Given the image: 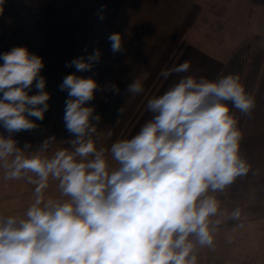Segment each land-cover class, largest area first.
<instances>
[{
	"label": "clouds",
	"instance_id": "1",
	"mask_svg": "<svg viewBox=\"0 0 264 264\" xmlns=\"http://www.w3.org/2000/svg\"><path fill=\"white\" fill-rule=\"evenodd\" d=\"M107 39L113 53L122 50L121 34ZM100 58L97 48L66 66L90 72ZM0 60V126L7 133H0V168L6 181L34 185L22 216L0 215V264H198L197 250L214 248L222 222L240 220L241 208L226 212L214 195L250 169L229 107L245 116L254 107L239 75L182 76L148 100L152 118L132 138L105 149L97 146L101 116L89 106L99 85L68 74L59 88L67 92L63 121L72 138L53 151L57 141L49 136L33 150L18 146L14 134L38 128L49 110L43 59L14 46ZM189 69L185 62L172 71ZM125 92L142 93V81L133 79ZM52 181L58 197L46 195Z\"/></svg>",
	"mask_w": 264,
	"mask_h": 264
},
{
	"label": "rangeland",
	"instance_id": "2",
	"mask_svg": "<svg viewBox=\"0 0 264 264\" xmlns=\"http://www.w3.org/2000/svg\"><path fill=\"white\" fill-rule=\"evenodd\" d=\"M211 1L208 0L207 3ZM150 3V0H142V2L140 0L136 2L135 0H4L2 11H0V55L14 46H25L29 52L42 57L44 68L41 75L45 77L46 90L50 93L49 110L45 113L43 121H36L39 127L14 134L18 146L23 147L26 143H31L34 148L33 141L43 136L47 138L57 135L58 142L65 141L66 136L69 137L70 134L65 129L63 121L67 92L61 91L59 85L66 75L74 72L84 77L92 76L99 85L95 99L89 103V106L95 107L96 114L101 116L98 132L103 140L99 142L98 147H106V142L111 146L116 141L122 140L128 127L131 130L129 134L133 132V136L139 131L145 123L141 121L143 117L140 118L139 110L150 93L156 89L155 86L163 83L166 67L170 63V60H166L165 57L169 55L170 50L166 55L159 53L157 56H151L158 58L157 60L131 59L135 53L125 55L124 51L118 53L111 51L110 41H107L110 34L106 36L107 29L101 27L94 31L88 42L82 44L80 42L90 22L97 15L99 19L105 17V21H132L133 6L142 4L143 8H147ZM108 5L110 7H107L106 12L100 9ZM125 17L130 18L124 21ZM139 40L147 41L144 38ZM97 48L100 50L101 58L90 72H76L74 67L66 66L74 58L87 56ZM158 48L162 51L165 46L160 45ZM136 56H138L137 53ZM2 63L3 61L0 60V64ZM133 79L142 81L143 92L128 96L125 89ZM110 85L118 87L119 93H114ZM29 94H36V89L33 87ZM123 106L124 113L121 114L119 109ZM147 112L149 114L150 111L147 110ZM0 133L7 135L2 126H0ZM263 141H256V146L254 150L252 149V156H255L252 159L253 163H248L249 172L242 179L237 178L232 184L233 189V186L239 183V191H245L242 200L250 201V207L256 205L253 201L257 198L255 195L260 194L261 188L262 193L264 192L262 187L264 156H261L264 150ZM57 146L65 148L66 144L58 143ZM108 159L115 168L116 162L111 159L110 154ZM56 183L50 182L46 195L59 196ZM242 183L245 184L244 189L241 188ZM229 188L230 186L227 188L224 199L217 198L224 211L229 210L228 200H226ZM33 191L34 185L24 179L6 181L4 170L0 168V215L22 216L32 203ZM254 215L253 211H242L238 221L225 219L215 235L214 248H199L197 256L209 257L210 264H213L212 257L222 255V251L228 249V246H243L247 253H240L241 249L238 250L235 261L241 260L243 256L255 254L260 249L263 251L264 261V217ZM222 231H233L235 235L220 236Z\"/></svg>",
	"mask_w": 264,
	"mask_h": 264
},
{
	"label": "crops",
	"instance_id": "3",
	"mask_svg": "<svg viewBox=\"0 0 264 264\" xmlns=\"http://www.w3.org/2000/svg\"><path fill=\"white\" fill-rule=\"evenodd\" d=\"M140 1L142 2V0ZM207 1L150 0L151 3L148 6L146 5L147 8H143L142 4L133 6L132 21H105V17L99 19L97 15L87 27L88 30L83 35L81 44L88 42L96 29L106 28V36L114 32L121 34L122 47H124L121 51H124L125 55L135 53L131 59L157 60L158 58H152L151 56H157L159 53L166 55L170 50L169 55L165 57L166 60H170L165 72L168 75H164L163 83L155 86L156 89L150 93L144 104L141 105L139 113L141 112L140 118L143 117L142 122H147L152 118L151 112L147 114L148 108L146 105L148 100L162 95L182 76L194 75L196 77L203 76L210 80L216 79L221 74L235 48L244 40H250L264 50V4L256 3L253 0H212V4L211 2H208V4ZM107 7L110 6H104L100 9L106 12ZM129 18L125 17L124 21ZM107 19H109L108 14ZM139 38L147 39V41L139 40ZM160 45L165 46L162 51H159L158 46ZM136 53L140 56L139 58H137ZM185 62L190 64L187 73L177 74L172 71L176 66ZM253 98L255 101L254 107L251 114L245 119L240 149L242 156L249 164L253 163L252 159L255 155L252 156V149L254 150L256 141L264 140V61L253 92ZM130 131V127H128L122 136L123 139L133 137V132L129 134ZM45 138L43 136L33 141L34 148L32 146V149H38ZM55 138L58 144L60 142H58L59 136L56 135ZM71 138V135H69L64 139L66 141ZM102 140L103 138L100 142ZM262 143L264 145V141ZM57 144L53 151L60 148ZM35 146H37L36 149ZM105 146V149L110 148L108 142ZM261 156H264V150L261 152ZM244 176L238 179H242ZM242 184L241 188L244 189L245 184ZM262 187H264V184H262ZM239 189V183L233 186V189L230 185L226 199L228 200L229 210L226 212H231L234 208L239 207L243 212H255V217H264V192L262 193V188L260 194L255 195L257 198L254 199L253 203L256 205L252 207H250V201L242 200L245 191H239ZM225 235L232 236L235 234L233 231L220 232V236ZM228 247V249L222 251V255L218 254V256L214 255L212 257L213 264H264L262 249L255 254L243 256L241 260L235 261L234 258L238 250L241 249L240 253L247 252L244 251L243 246ZM197 257L198 264H210L211 262L209 257L200 255Z\"/></svg>",
	"mask_w": 264,
	"mask_h": 264
},
{
	"label": "trees",
	"instance_id": "4",
	"mask_svg": "<svg viewBox=\"0 0 264 264\" xmlns=\"http://www.w3.org/2000/svg\"><path fill=\"white\" fill-rule=\"evenodd\" d=\"M256 3L264 4V0H253ZM264 61V50L261 49L256 43L250 40H244L233 51L223 68L221 75L234 74L239 75L240 82L244 85L246 91L253 97V92L257 84L262 65ZM229 107L232 114L238 120V128L242 134L245 119L247 116L241 114L238 110ZM227 188L224 192L214 193L217 198H224Z\"/></svg>",
	"mask_w": 264,
	"mask_h": 264
}]
</instances>
